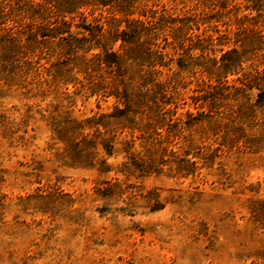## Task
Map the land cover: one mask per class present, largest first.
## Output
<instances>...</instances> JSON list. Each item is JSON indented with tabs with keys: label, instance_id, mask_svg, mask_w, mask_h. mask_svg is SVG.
I'll use <instances>...</instances> for the list:
<instances>
[{
	"label": "rangeland",
	"instance_id": "374dc122",
	"mask_svg": "<svg viewBox=\"0 0 264 264\" xmlns=\"http://www.w3.org/2000/svg\"><path fill=\"white\" fill-rule=\"evenodd\" d=\"M147 3L158 15L220 8L194 0ZM247 4L228 0L210 24L234 38L239 22L258 12ZM167 50L174 59L159 75L175 86V102L167 107L177 105L173 117L190 124L167 136L164 127V135L147 137L112 117L101 120L122 106L114 95H89L72 83L39 84L50 77L46 71L12 81L0 71V264H264V141L257 151L243 141L215 150L225 127L214 135V117L192 119L209 110L193 96L215 81L179 69L177 52ZM242 72L230 74L229 84L243 85ZM256 92L246 89L241 101L225 100L219 110L240 109L247 97L255 105ZM257 108L252 122L250 114L233 112L247 133L258 134L264 125V102ZM88 117L109 128L61 130ZM107 139L112 153L103 144ZM123 141H131L129 148Z\"/></svg>",
	"mask_w": 264,
	"mask_h": 264
},
{
	"label": "trees",
	"instance_id": "16d2710c",
	"mask_svg": "<svg viewBox=\"0 0 264 264\" xmlns=\"http://www.w3.org/2000/svg\"><path fill=\"white\" fill-rule=\"evenodd\" d=\"M147 1L0 0V24L7 25L0 33V71L11 81L31 70L38 77L46 71L50 77L39 84L46 82L56 88H67L72 83L89 95H114L122 106L117 105L111 114H101V120L112 117L123 127L139 130L147 137L154 133L174 135L177 134L174 130L190 124L173 117L177 105L174 109L167 105L175 102L171 89L175 86L170 80L159 78L162 69L174 59L167 50L171 46L177 52L179 69L193 74L200 71L215 81L193 96L196 104L206 105L209 110H201L200 117L192 116L200 120L214 117V121H209L214 135L225 127L226 133L215 150H220L222 144L232 146L243 141L257 151L264 141V125L258 134L247 133L244 121H235L233 112L238 116L250 114L252 122L257 107L264 102V32L257 23L264 17V0H246V6L258 12L250 16L252 21L239 22L234 38L217 29V24H210L211 19L221 16L220 9L227 7L228 0H194L196 5L220 8L211 14L181 15L164 12L158 15ZM205 23L208 27L196 32ZM207 29L218 34H205ZM217 44H227V48H217ZM218 50L221 53L217 56ZM41 58L46 59L48 65L41 63ZM240 71H245L241 74L244 84H229L227 77ZM251 88L257 89L255 105L249 104L251 100L247 97L240 109L219 110L223 101L239 102L243 92ZM106 122L95 117L76 118L61 130L66 134L67 129L80 131L86 126L109 128ZM163 127L166 128L164 133L160 131ZM81 141L92 143L86 136ZM123 143L128 148L131 145V141ZM103 144L108 153L113 152L114 144L110 139ZM151 144L155 146V141ZM186 162L196 164L192 160Z\"/></svg>",
	"mask_w": 264,
	"mask_h": 264
}]
</instances>
